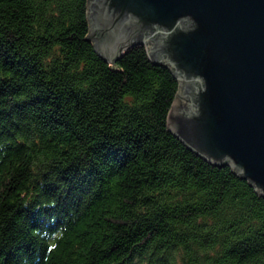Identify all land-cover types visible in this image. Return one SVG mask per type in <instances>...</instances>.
<instances>
[{
  "label": "trees",
  "instance_id": "1",
  "mask_svg": "<svg viewBox=\"0 0 264 264\" xmlns=\"http://www.w3.org/2000/svg\"><path fill=\"white\" fill-rule=\"evenodd\" d=\"M88 0H0V264H264V196L167 126L178 81L106 61Z\"/></svg>",
  "mask_w": 264,
  "mask_h": 264
},
{
  "label": "water",
  "instance_id": "2",
  "mask_svg": "<svg viewBox=\"0 0 264 264\" xmlns=\"http://www.w3.org/2000/svg\"><path fill=\"white\" fill-rule=\"evenodd\" d=\"M86 15L106 61L141 44L171 70L168 129L264 196V0H88Z\"/></svg>",
  "mask_w": 264,
  "mask_h": 264
}]
</instances>
